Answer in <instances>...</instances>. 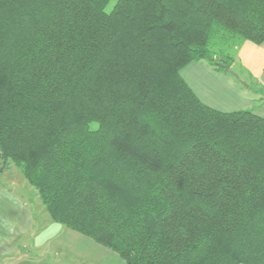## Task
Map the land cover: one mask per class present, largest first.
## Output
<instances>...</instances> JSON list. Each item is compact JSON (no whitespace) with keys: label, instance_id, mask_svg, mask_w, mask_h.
<instances>
[{"label":"trees","instance_id":"16d2710c","mask_svg":"<svg viewBox=\"0 0 264 264\" xmlns=\"http://www.w3.org/2000/svg\"><path fill=\"white\" fill-rule=\"evenodd\" d=\"M0 0V159L126 264H264V117L181 72L264 44V0Z\"/></svg>","mask_w":264,"mask_h":264},{"label":"crops","instance_id":"0c3cea01","mask_svg":"<svg viewBox=\"0 0 264 264\" xmlns=\"http://www.w3.org/2000/svg\"><path fill=\"white\" fill-rule=\"evenodd\" d=\"M256 46L258 47L246 44L244 47L248 55H251L248 62L251 64L258 61L260 65L253 74L248 64L250 70H247L251 72H242L239 75L242 81L245 78L248 87H244L232 74L217 71L207 61L188 65L181 75L206 106L223 113L258 111L259 115L264 117V44ZM255 54H261V61ZM234 66L235 63L232 69ZM23 184H27L29 189L32 188L27 181ZM13 185L16 187L17 183L13 182ZM5 188L0 189V264H111L109 258L116 261V264H126L119 255L108 248L70 229L66 230L64 226L53 221L38 230L40 217H45L38 193L32 190L26 195H17L9 187ZM59 234L68 238L61 241L62 244L54 246V239ZM29 235L31 240L27 241ZM45 248L50 251L62 250L61 248L69 250L71 262L69 260L64 263H50L41 254L43 249L47 253ZM94 254H98L100 258L94 260Z\"/></svg>","mask_w":264,"mask_h":264},{"label":"rangeland","instance_id":"374dc122","mask_svg":"<svg viewBox=\"0 0 264 264\" xmlns=\"http://www.w3.org/2000/svg\"><path fill=\"white\" fill-rule=\"evenodd\" d=\"M116 2H117V0H111L108 7L106 8V11L110 12L113 9V7L115 6ZM246 44L252 45L253 47H256V48L258 47L256 45L249 44L245 41H237L235 43V45H234V43H231V44L228 43V45H226L222 41H218L216 46L213 45L211 47V51H212V54L214 55L215 58L219 57L223 60H228L227 58H232L234 60L233 63H235V66H234L232 72L239 76L240 74H242V72H244V73H250L251 72V71L247 70V69H249L248 64H250V63L248 62V60H249L251 55L250 54L248 55V51L244 48V47H246ZM250 53H253V52H250ZM255 56H258L260 58V61H261V59H262L261 54H255ZM204 61H207V60H204ZM259 66L260 65L258 64V61L251 62L250 68H251L253 74L256 73V70L259 68ZM241 76L243 77V75H241ZM243 80L245 81V78ZM244 81H243L244 84H242V85L245 87L248 83L246 81H245L246 82L245 83ZM256 114L259 115L258 111ZM13 182L17 183L16 187L13 185ZM23 183H26V180H25L21 170L17 166H15L12 162L5 164L0 159V189L5 190L6 189L5 187H9L10 190H14L13 192L14 193L16 192L17 195H20L21 193H24V195H26L29 191H32V190L35 191L34 188L29 189L28 188L29 186L27 184H23ZM40 205L42 206V208L44 210L45 217H40V219L38 221V223H39L38 230L51 224L49 214L46 212L45 208L43 207V205L41 203H40ZM65 229L68 230L67 228H65ZM71 233H73V232H71ZM67 238H68V236H64V235L59 234L58 237H56L54 239V243H53L54 246H57L58 244H62L61 241H64ZM82 239H84V238L82 237ZM26 240L27 241L31 240L30 235ZM88 241H90V240H88ZM67 244L68 243H66V245ZM45 249L48 250L47 253H45L44 249H43V252L41 254L50 263H55V262L64 263V262H68L69 260L71 262V259H70L71 256L69 255V253H70L69 250L64 249V248H61L62 250L58 249L55 251L53 249H51V251L48 248H45ZM111 252H113V251H111ZM92 258L94 260H96L97 258H100V256H98V254H96V255L94 254V257H92ZM65 259H67V261H65ZM117 259H120V258H117ZM108 260L111 262V264H116V261H112V258H109Z\"/></svg>","mask_w":264,"mask_h":264},{"label":"water","instance_id":"95a60500","mask_svg":"<svg viewBox=\"0 0 264 264\" xmlns=\"http://www.w3.org/2000/svg\"><path fill=\"white\" fill-rule=\"evenodd\" d=\"M226 72H230L237 80H239L240 83L244 84L242 80H240L239 76L233 72H231V68L228 66H225L223 64H219ZM245 87H248L247 85Z\"/></svg>","mask_w":264,"mask_h":264}]
</instances>
